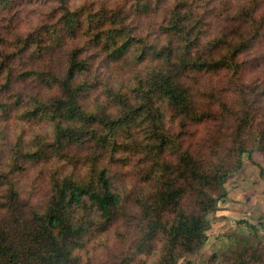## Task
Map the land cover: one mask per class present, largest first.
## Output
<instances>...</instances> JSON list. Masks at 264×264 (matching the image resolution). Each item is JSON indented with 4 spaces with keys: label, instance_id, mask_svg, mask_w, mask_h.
I'll return each mask as SVG.
<instances>
[{
    "label": "trees",
    "instance_id": "16d2710c",
    "mask_svg": "<svg viewBox=\"0 0 264 264\" xmlns=\"http://www.w3.org/2000/svg\"><path fill=\"white\" fill-rule=\"evenodd\" d=\"M20 1L0 0V264H83L89 239L124 222L141 240L112 264L138 252L136 264H182L207 241L231 169L200 161L171 123L228 109L222 94L204 101L197 76L239 73L264 35L261 0L234 11L223 0H58L26 27ZM257 142L264 152V123ZM30 169L50 188L42 204L21 195ZM263 256L246 243L228 264Z\"/></svg>",
    "mask_w": 264,
    "mask_h": 264
},
{
    "label": "rangeland",
    "instance_id": "374dc122",
    "mask_svg": "<svg viewBox=\"0 0 264 264\" xmlns=\"http://www.w3.org/2000/svg\"><path fill=\"white\" fill-rule=\"evenodd\" d=\"M80 1L75 0L77 3ZM57 2H18V24L26 27L35 23ZM238 2L240 0H223V6L226 4L234 11ZM256 15L264 16V0H261ZM242 60L238 74L223 71L222 74L197 76L196 86L204 88V101L210 99L208 94L211 92L222 94L228 109L216 108V114L206 122H190L185 128L180 121L171 123L175 133L184 131L181 137L184 147L200 161L231 169L224 185L226 196L208 215L207 241L198 252L181 258L179 262L182 264H228L234 252L246 243L260 247L264 252V152L257 142L258 130L264 123V35L242 55ZM242 120L244 127L239 128ZM241 142L245 144L246 151L237 166L238 150L235 145ZM36 175V170L25 171L19 176V186L24 199L42 204L48 198L50 188ZM124 188L121 179L114 180L112 189L121 192ZM89 216L98 217V212L93 210ZM129 225L127 222L116 224L105 234L89 239L83 252V264H112L135 254L141 234ZM143 258L147 256L138 252L130 264H136ZM148 259L154 261L152 256Z\"/></svg>",
    "mask_w": 264,
    "mask_h": 264
}]
</instances>
